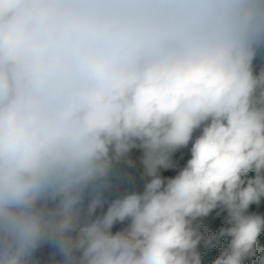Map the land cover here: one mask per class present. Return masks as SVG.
Segmentation results:
<instances>
[{
	"label": "clouds",
	"instance_id": "obj_1",
	"mask_svg": "<svg viewBox=\"0 0 264 264\" xmlns=\"http://www.w3.org/2000/svg\"><path fill=\"white\" fill-rule=\"evenodd\" d=\"M258 57L264 0H0V264H34L46 242L62 264H202L200 242L225 236L213 264L254 256ZM197 129L165 181L159 168ZM137 148L151 179L94 217L114 163ZM217 207L229 226L205 238L193 222Z\"/></svg>",
	"mask_w": 264,
	"mask_h": 264
},
{
	"label": "trees",
	"instance_id": "obj_2",
	"mask_svg": "<svg viewBox=\"0 0 264 264\" xmlns=\"http://www.w3.org/2000/svg\"><path fill=\"white\" fill-rule=\"evenodd\" d=\"M264 67V60L259 57L255 61V70L259 72L260 68ZM201 134V129L193 132V139L186 147L177 149L171 154L170 168H159L158 174L165 181L168 178L174 177L179 171L186 166L187 161L191 158V146L197 136ZM143 152L141 149H133L128 156L121 161L114 163L112 173L108 178V186L101 190L102 199L104 204L102 207L97 208L94 217L100 216L106 212L109 203L126 192L130 191H143L144 185L151 179L145 174V168L142 163ZM131 161V163H129ZM249 176H253L254 172H249ZM89 197L85 198L84 210H87ZM249 213L264 215V199L261 200L259 205L253 204L249 208ZM93 217V218H94ZM227 211L223 208L217 207L212 210L208 216L199 217L193 222V226L203 234L205 238L218 234L221 228L228 227L226 222ZM124 224L116 223L113 227V232L118 231L125 227ZM230 237H220L219 242L213 241L214 246H206L202 240L198 246V251L202 257V264H213L221 254V252L228 247ZM256 253L250 259H246L244 264H257L262 254H264V232L261 233L256 245ZM34 264H62L63 257L59 254L58 250L50 243H43L37 248L33 254Z\"/></svg>",
	"mask_w": 264,
	"mask_h": 264
}]
</instances>
